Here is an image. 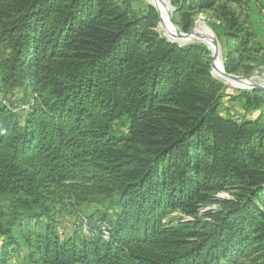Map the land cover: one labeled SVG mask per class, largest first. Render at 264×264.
Masks as SVG:
<instances>
[{
  "label": "trees",
  "instance_id": "16d2710c",
  "mask_svg": "<svg viewBox=\"0 0 264 264\" xmlns=\"http://www.w3.org/2000/svg\"><path fill=\"white\" fill-rule=\"evenodd\" d=\"M239 1L169 0L181 32ZM157 22L132 0H0V198L48 220L19 264H264V91L225 96L207 50ZM223 67L238 70L228 54ZM67 210L106 221L108 239L59 234L51 212Z\"/></svg>",
  "mask_w": 264,
  "mask_h": 264
},
{
  "label": "rangeland",
  "instance_id": "374dc122",
  "mask_svg": "<svg viewBox=\"0 0 264 264\" xmlns=\"http://www.w3.org/2000/svg\"><path fill=\"white\" fill-rule=\"evenodd\" d=\"M151 5L148 0H132V7L134 10H142L145 6ZM153 6V5H151ZM219 4L211 9V10H195L192 13V26L189 28L188 33L193 30L195 27L200 24L205 25L210 31L213 33L216 41L219 45L221 57L223 62L225 61V55L228 54L229 58L233 59V62L236 63L238 70L233 75L248 78L254 77V82L258 84H264V0H240L237 3H229L224 8L220 9L218 7ZM172 7L174 5L172 4ZM224 12V14H223ZM174 14V10L171 14V17ZM157 15L158 11H157ZM159 16L158 22L155 27V30L162 36L166 37L172 43L183 46L187 44H198L204 47L209 56V72L211 76L218 80L224 86V95L227 94L237 96L240 93H246L251 91L252 89H241L234 88L229 86L228 84L221 82V80L217 79L212 74V55L208 50L206 45L199 41H188V42H179L172 41L169 37L164 33V31L159 26ZM176 20V18H174ZM234 22V25H231V21ZM173 23V21H172ZM198 23V24H197ZM174 24V23H173ZM159 27V28H158ZM178 28V27H177ZM179 29V28H178ZM235 31L241 32L242 39L244 42L239 44L237 41L235 42L233 34ZM259 86V85H254ZM262 86V85H261ZM253 87V86H252ZM264 88V86H263ZM264 91V89H261ZM20 97V95H18ZM229 96V95H228ZM232 97V98H233ZM223 104L225 106H231L232 104V112H235V117H241L242 111L237 105V101L234 99L227 101V98L224 97L222 99ZM234 105V106H233ZM122 120L116 123V128L123 126ZM226 198H230L228 192H220L214 196V200L211 201L206 206H203L200 210L202 213L206 209H215L218 207V203L220 200ZM78 211L84 214H93V215H101L108 216L109 218L113 217V209L106 208L105 205H95V204H85L78 208ZM64 213H60V211L51 212V216L49 221L64 226L66 228V232H71V229L68 228L70 225L71 218L74 215H71L72 211H62ZM53 214V215H52ZM178 214L172 213L171 216L175 217ZM47 218H41L39 220L35 219H26L20 215V213L16 212L10 203V201L5 198H0V223L6 224L10 228L11 238H6L0 236V260L3 258L6 262L11 264H19L22 257L25 256L28 252V246L26 244V238H30V241L37 239L39 235L43 233L44 224L47 223Z\"/></svg>",
  "mask_w": 264,
  "mask_h": 264
},
{
  "label": "bare ground",
  "instance_id": "6f19581e",
  "mask_svg": "<svg viewBox=\"0 0 264 264\" xmlns=\"http://www.w3.org/2000/svg\"><path fill=\"white\" fill-rule=\"evenodd\" d=\"M151 5L158 11L159 14V26L164 33L172 41L188 42V41H199L206 45L212 55V74L217 79L221 80L234 88L249 89L259 87L264 84H258L254 82V77H236L232 78L224 72L223 60L219 45L214 37L213 33L205 25L200 24L190 31V34L180 35L177 29L173 26V23L169 20V13L172 12L171 4L169 0H148ZM198 24V23H197ZM159 28V27H158ZM259 85V86H254ZM253 86V87H252Z\"/></svg>",
  "mask_w": 264,
  "mask_h": 264
},
{
  "label": "built area",
  "instance_id": "2783aa9c",
  "mask_svg": "<svg viewBox=\"0 0 264 264\" xmlns=\"http://www.w3.org/2000/svg\"><path fill=\"white\" fill-rule=\"evenodd\" d=\"M14 101L13 105L11 104ZM1 102L7 106H13V110H26L27 105L17 102L15 98H11V100L7 98H1ZM68 228L71 229V232H75L82 236H91L96 232H99L103 239H108L110 227L104 220L97 219H89L84 214H74L71 218L70 225ZM56 230L59 234H64L66 232V228L59 224L56 225Z\"/></svg>",
  "mask_w": 264,
  "mask_h": 264
},
{
  "label": "water",
  "instance_id": "95a60500",
  "mask_svg": "<svg viewBox=\"0 0 264 264\" xmlns=\"http://www.w3.org/2000/svg\"><path fill=\"white\" fill-rule=\"evenodd\" d=\"M169 4H170V2H169ZM171 6V5H170ZM171 9H172V12H173V10H174V8L171 6ZM157 11V10H156ZM172 12L170 11V13H169V20L172 22V17H171V14H172ZM159 16V15H158ZM173 26L177 29V31L179 32V34L180 35H187V33H183V32H181L178 28H177V26L175 25V24H173ZM188 34H190V32H188ZM211 67H212V63H211ZM229 76H231L232 78H236L237 76H235V75H233V74H228ZM252 89H259V90H261V89H264L262 86H259V87H255V88H252Z\"/></svg>",
  "mask_w": 264,
  "mask_h": 264
}]
</instances>
